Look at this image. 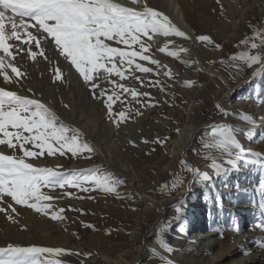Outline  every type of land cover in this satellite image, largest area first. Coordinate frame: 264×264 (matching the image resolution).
<instances>
[{
	"label": "rangeland",
	"instance_id": "1",
	"mask_svg": "<svg viewBox=\"0 0 264 264\" xmlns=\"http://www.w3.org/2000/svg\"><path fill=\"white\" fill-rule=\"evenodd\" d=\"M177 1L188 23L184 24L185 32L192 39L160 35L153 38L150 54L162 65H167L174 75L165 76L166 68L157 70L159 76L155 71L137 73L146 81L159 80L161 83L141 86L138 81H129L130 86L151 94L152 106H147L148 98H142L144 104H137L124 94L122 99L126 97L132 108L139 109L141 114L132 112L131 118L119 127L109 118L102 100L94 98L90 86L55 51L46 54L63 70L65 79L62 82H53L52 65L43 58L38 57L33 62L26 53L18 56L22 69H27L28 78L19 86L12 85L11 90L25 95L31 88L36 97L46 94L54 98L61 119L79 128L96 149L90 159L67 154L46 156L34 163L58 164L64 169L102 165L124 183L118 189L119 196L99 190L90 193L72 188L55 190L54 195L72 191L76 197H84L62 196L56 201L58 207L65 209L64 221L53 220L25 206L13 205L18 212L15 223L0 213V246L19 243L23 246L63 247L68 250L60 257L64 264H161L154 251L163 253L157 235L160 225L171 221L166 238L174 251L165 254L174 264H244L252 259H260L258 264H264V247H261L264 229L258 227L264 208L260 207L261 196L255 190L261 179L260 173L241 161L239 171L216 176L208 167L210 161L204 158L206 153L201 150L200 143L201 137L211 131L209 126L199 128L186 157L189 163L208 172L212 179L194 182L189 190L192 174L184 170L183 186L170 193L159 190L162 184L171 181L173 173L180 171L183 159L173 157L171 160L169 154H172L185 125H194L200 120L212 121L211 125L216 123L222 116L216 104L223 105V96H227L229 87L242 81L224 101L233 115L221 120L237 126L238 138L246 150L251 148L264 153V140H261L264 136V76L247 81L254 68L244 67L237 72L219 63L241 50L237 45L252 34L253 26L264 28V0ZM148 4L163 13L172 10L169 0H148ZM200 35L210 36L221 47L215 48L213 44L197 40ZM168 40L174 41L169 45L170 49L185 47L189 51L181 53L179 58L161 52L159 49ZM185 60L198 63H183ZM143 63L155 69L150 62ZM207 70L214 75L209 76ZM186 80L195 81V84L186 86ZM53 85H58L60 96L46 93ZM0 86H5L2 78ZM103 86L110 87L106 83ZM123 106L117 102L114 111H120ZM245 112L254 117V124L241 120V114ZM248 129L256 134L252 140L247 138ZM183 188L186 191L178 195ZM146 197L152 200V204L148 205ZM7 202L12 203L10 198ZM181 204L183 219L175 221L172 218ZM166 205L168 207L164 210ZM162 214L165 217L155 227L147 249L143 251V237ZM225 240L229 246L221 248L220 243ZM86 253L91 255L85 256Z\"/></svg>",
	"mask_w": 264,
	"mask_h": 264
},
{
	"label": "snow or ice",
	"instance_id": "2",
	"mask_svg": "<svg viewBox=\"0 0 264 264\" xmlns=\"http://www.w3.org/2000/svg\"><path fill=\"white\" fill-rule=\"evenodd\" d=\"M157 35L192 39L162 11L150 6L148 0H128L127 3L124 0H0V78L5 85L0 86V213L5 214L9 221L15 223L18 216L13 205L25 206L53 220L64 221L65 209L58 207L56 201L62 196L84 197H76L72 191L54 195L55 190L72 188L83 193L99 190L119 196L118 189L124 183L102 165L64 169L58 164L47 166L34 163L46 156L67 154L90 159L96 149L79 128L61 119L53 107L36 97L31 88L25 95L11 90L12 85L19 86L28 78L27 69H22L18 56L26 53L33 62L38 57L43 58L52 65L53 82H62L65 79L63 70L46 54L50 50L55 51L90 86L94 98L102 100L109 118L119 127L131 118L132 112L141 114L139 109L132 108L131 101H127L126 97L122 99L124 94L137 104H144L142 98H148L147 106H152L151 94L130 86L129 81H138L141 86L161 83L159 80L146 81L137 73L155 71L159 76L157 70L166 68L165 76L174 75L167 65H162L150 54L151 41ZM196 39L213 44L215 48L221 47L208 35H200ZM173 43L168 40L159 50L176 58L189 51L185 47L170 49L169 45ZM237 47L241 50L219 63L237 72L244 67L254 68L252 79L264 76V28L253 26L252 34L245 36ZM143 62H150L155 69ZM105 83L110 87H104ZM184 83L192 86L195 81L186 80ZM117 102L124 105L118 112L114 111ZM216 108L223 117L233 115L219 103ZM240 118L244 122L255 123L249 113H242ZM210 128L211 131L200 141L201 150L206 153L204 158L210 161L208 167L214 170L216 176H223L239 171L241 161L245 166H252L261 176L255 190L260 193V207L264 208V153L251 148L246 150L238 138L237 126L228 121L214 123ZM255 135L251 129L247 130L249 140ZM144 142L148 143L147 140ZM184 170L192 174L188 182L189 190L194 182L212 179L208 172L201 171L185 158L180 161V171L173 173L171 181L162 184L159 190L170 193L183 186ZM7 198L12 203H8ZM183 216L181 204L172 219L182 221ZM258 227L264 229V214ZM170 229L171 221L159 227L157 243L163 253L154 251L161 264H174L165 254L174 251L166 238ZM261 247H264V242H261ZM67 251L63 247L9 243L0 246V264H64L60 257Z\"/></svg>",
	"mask_w": 264,
	"mask_h": 264
},
{
	"label": "bare ground",
	"instance_id": "3",
	"mask_svg": "<svg viewBox=\"0 0 264 264\" xmlns=\"http://www.w3.org/2000/svg\"><path fill=\"white\" fill-rule=\"evenodd\" d=\"M170 1V3H171V5H172V10L171 11H166V12H164V14L165 15H167L172 21H173V23H175L181 30H183V31H185V29H184V24L186 23V24H188L187 23V21H186V19H185V16H184V12H183V9H182V6L178 3V1L177 0H169ZM202 66V65H201ZM252 71H254L253 69H252ZM251 71V72H252ZM76 72V71H75ZM250 72V73H251ZM206 73H208L209 74V76H213L214 74L211 72V71H208L207 70V72ZM263 77V76H262ZM243 83V81L242 82H240L238 85H236V86H231V87H229V92L226 94L227 96H223V97H229L232 93H233V91L234 90H236V88L237 87H239V85L240 84H242ZM49 89H51V90H47L46 91V93H53V95H58V96H60V90H59V87H58V85H53V86H51V88H49ZM233 89V90H232ZM232 90V91H231ZM55 93V94H54ZM38 96L45 102V103H47V104H49L51 107H53L54 108V110L58 113V114H60L61 115V112H59V108H58V105H57V103H55L54 102V98L52 99V97H48L46 94H38ZM57 96V97H58ZM54 97V96H53ZM55 98H56V96H55ZM59 98V97H58ZM56 100V99H55ZM223 118V116H221V117H219V118H217L218 120H216V123L217 122H220V121H222L221 119ZM212 121H205V120H200V121H198V122H196L194 125L191 123V124H186L185 125V127H184V129H183V131H182V134H181V136L179 137V138H177V140H176V145H175V147L173 148V152H172V154H169L170 155V158H171V160H172V158L173 157H178V158H182V159H184L183 157V155H188V151H189V149H190V147H191V145L193 144V142H191V140L193 139V137H194V134H195V131H197V129L199 128V127H201V126H204V125H209L210 123H211ZM198 127V128H197ZM199 133V132H198ZM207 133H209V131H207ZM195 138V137H194ZM168 155V156H169ZM169 158V159H170ZM189 160V159H188ZM186 191V189H182V191L180 192V193H178V195H181V194H183L184 192ZM173 198V197H172ZM175 198V197H174ZM178 198V197H177ZM145 200H147L146 202L148 203V205L151 203L152 204V200L151 199H149V197H146L145 198ZM171 203V202H170ZM169 203V204H170ZM168 204V205H169ZM168 205H166L165 207H164V210L166 209V207H168ZM163 215V214H162ZM162 215H160L159 217H158V219L162 216ZM157 219V220H158ZM157 220H156V222H157ZM144 238V237H143ZM230 239H231V236H230ZM232 240V239H231ZM142 241H143V239H142ZM226 241V240H225ZM231 242V241H230ZM220 246H221V248H227L229 245H228V242L226 241V242H221L220 243ZM245 250V249H244ZM244 252V251H243ZM238 254V253H237ZM259 260L260 259H252V260H250V261H246L244 264H258L259 263Z\"/></svg>",
	"mask_w": 264,
	"mask_h": 264
},
{
	"label": "water",
	"instance_id": "4",
	"mask_svg": "<svg viewBox=\"0 0 264 264\" xmlns=\"http://www.w3.org/2000/svg\"><path fill=\"white\" fill-rule=\"evenodd\" d=\"M250 79H252V73H251L250 76L248 77L247 81H249ZM225 100H226V98H224L222 104H223V106H225V107L227 108L226 104L224 103ZM227 110H228V108H227ZM210 125H211V124H209V125H204V126H201V127H202V128H208V126L210 127ZM201 127H199V128H201ZM199 128L197 129V131L199 130ZM197 131H195L194 137L196 136ZM194 137H193V139L191 140V142H193ZM183 156H184V157H183L184 159H185V158L187 159L186 155H183ZM187 161H188V160H187ZM164 217H165V214L162 215V216L157 220V222H155V225H154V226L151 228V230H149V232L144 236V238H143V251H145V250L147 249V242H148V239H149L150 235L153 233L155 227L161 222V220H162ZM141 258H142V257H141ZM136 263H137V262H136Z\"/></svg>",
	"mask_w": 264,
	"mask_h": 264
}]
</instances>
